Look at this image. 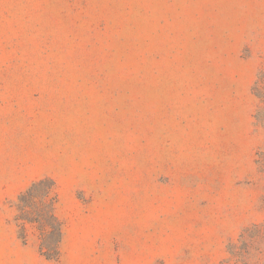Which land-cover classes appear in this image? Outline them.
<instances>
[{
  "label": "rangeland",
  "instance_id": "obj_1",
  "mask_svg": "<svg viewBox=\"0 0 264 264\" xmlns=\"http://www.w3.org/2000/svg\"><path fill=\"white\" fill-rule=\"evenodd\" d=\"M263 71L264 0H0V264H264Z\"/></svg>",
  "mask_w": 264,
  "mask_h": 264
},
{
  "label": "trees",
  "instance_id": "obj_2",
  "mask_svg": "<svg viewBox=\"0 0 264 264\" xmlns=\"http://www.w3.org/2000/svg\"><path fill=\"white\" fill-rule=\"evenodd\" d=\"M253 94L264 104V71L260 73L253 87ZM255 118L259 123L264 124V113L258 112ZM57 204L56 183L50 178H44L32 184L19 196L15 204L16 221L20 223L22 238L25 239L23 236H25L27 225H36L42 239L40 253L51 262L59 260L60 252L57 246L63 237V225L55 213ZM48 235H56L58 238L56 247L45 244Z\"/></svg>",
  "mask_w": 264,
  "mask_h": 264
},
{
  "label": "crops",
  "instance_id": "obj_3",
  "mask_svg": "<svg viewBox=\"0 0 264 264\" xmlns=\"http://www.w3.org/2000/svg\"><path fill=\"white\" fill-rule=\"evenodd\" d=\"M3 243L6 248H9L10 246H15L17 249H23V245L19 243V240L17 238L16 231H14V235L12 237H4Z\"/></svg>",
  "mask_w": 264,
  "mask_h": 264
}]
</instances>
